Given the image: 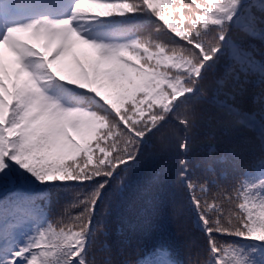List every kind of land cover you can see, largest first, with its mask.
<instances>
[{
    "label": "snow or ice",
    "instance_id": "6c2138e0",
    "mask_svg": "<svg viewBox=\"0 0 264 264\" xmlns=\"http://www.w3.org/2000/svg\"><path fill=\"white\" fill-rule=\"evenodd\" d=\"M24 2L0 0V264H89L92 217L116 172L135 165L141 145L170 116L185 129L194 127L189 101L207 96L204 81L222 56L239 63L229 74L237 81L243 74L241 90L249 73L258 74L264 88V62L242 55L231 39V22L247 9L243 0H72L66 16L7 22L5 15ZM142 12L155 18L154 36L105 43L73 26L79 19ZM79 45L86 48L78 53ZM224 97L215 98L219 122L258 127L264 152V106L257 120V113L230 102L231 92ZM181 106L184 115L177 113ZM179 149L188 151L187 138ZM179 163L193 192L186 157ZM31 177L88 186L77 193L82 211L73 223L54 228L36 197L13 193ZM256 180L245 181L243 202L227 212L191 197L207 240V264H264V175ZM209 209H216L215 218ZM217 236L261 242V251L251 247L242 255L240 246ZM149 256L155 258L135 264H175L162 245Z\"/></svg>",
    "mask_w": 264,
    "mask_h": 264
},
{
    "label": "trees",
    "instance_id": "16d2710c",
    "mask_svg": "<svg viewBox=\"0 0 264 264\" xmlns=\"http://www.w3.org/2000/svg\"><path fill=\"white\" fill-rule=\"evenodd\" d=\"M188 2L184 0L185 4ZM243 2L247 9L238 20L231 22V39L242 55L251 54L256 61L264 62V0ZM178 18L179 14L170 20L175 23ZM105 20L110 22L106 24ZM154 23L155 18L150 13L142 12L79 19L76 28L89 39L100 41L107 37L105 43H122L137 36H154ZM249 27L254 31L249 32ZM85 48L79 45L77 52ZM230 68L238 70L239 63L226 54L206 76L203 86L207 96L189 101V116L190 121H195L194 127L185 129L170 116L146 138L147 143L141 145L135 165L127 169L122 166L109 181L92 217L93 234L85 256L89 264H135L146 258L154 259L149 254L161 245L175 264H207L211 259L191 197H199L202 204L207 201L209 205H220L227 212L243 202L239 192L245 181L258 183L256 178L264 175L261 171L264 152L258 127L250 129L219 122L215 98L224 99L225 92L232 93L234 99L230 102L237 107L257 113V120L264 106V88L256 83L258 74L249 73V82L241 90L244 76L241 74L240 80H235L229 74ZM177 113L184 115L183 106ZM185 138L189 149L181 152L179 144ZM185 157L186 178L196 184L193 192L188 190L186 179L180 176L185 168L179 161ZM202 186L205 191H201ZM87 188V185L76 183L41 184L31 177L25 186L12 191L36 197L46 213V221L58 228L73 223V218L82 211L79 200L83 197H77V193ZM225 194L232 200L226 199ZM215 212L216 209H209L208 215L215 218ZM35 221L37 224L43 222L42 213L37 212ZM217 239L240 246L242 255L251 247L261 251V242L236 236H217ZM19 242H23L22 237Z\"/></svg>",
    "mask_w": 264,
    "mask_h": 264
},
{
    "label": "rangeland",
    "instance_id": "374dc122",
    "mask_svg": "<svg viewBox=\"0 0 264 264\" xmlns=\"http://www.w3.org/2000/svg\"><path fill=\"white\" fill-rule=\"evenodd\" d=\"M19 20H14L12 22H9V23H18ZM3 30V29H2Z\"/></svg>",
    "mask_w": 264,
    "mask_h": 264
}]
</instances>
